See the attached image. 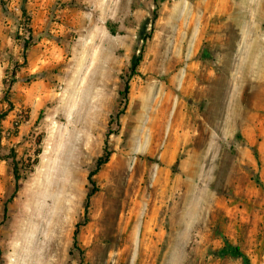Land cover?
I'll return each mask as SVG.
<instances>
[{"label": "rangeland", "instance_id": "obj_1", "mask_svg": "<svg viewBox=\"0 0 264 264\" xmlns=\"http://www.w3.org/2000/svg\"><path fill=\"white\" fill-rule=\"evenodd\" d=\"M228 244L264 264V0H0V264Z\"/></svg>", "mask_w": 264, "mask_h": 264}, {"label": "trees", "instance_id": "obj_2", "mask_svg": "<svg viewBox=\"0 0 264 264\" xmlns=\"http://www.w3.org/2000/svg\"><path fill=\"white\" fill-rule=\"evenodd\" d=\"M129 84H127L126 88H125V95H128V92H129ZM123 113V111H121V113L119 114V117L121 116V114ZM115 118L116 117H113L111 122H110V130L109 132L107 133V146H108V140H109V137H110V134H112V126L114 125L115 123ZM108 149V147H107ZM107 152V151H106ZM109 155L110 153L107 152V155L101 159H99L98 163H97V167L94 171H92L90 173V176H89V179H90V182L91 184L96 188V181L94 179V177L99 173L100 169L109 162ZM19 180L20 178L17 177L16 181L17 183H19ZM16 194V193H15ZM78 234H79V231L77 230L76 234H75V242H74V245L76 248H79L78 247ZM221 255L223 256H227V255H231V256H234V257H237V258H240L242 259V261L245 263V264H252L249 257L241 250L240 247L238 246H234V245H231V244H228L226 247H224L220 252H219ZM1 254V253H0Z\"/></svg>", "mask_w": 264, "mask_h": 264}]
</instances>
